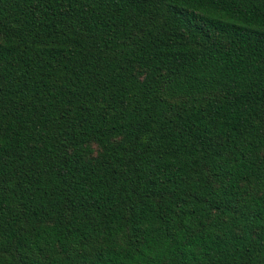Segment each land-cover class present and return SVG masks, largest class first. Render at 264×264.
Instances as JSON below:
<instances>
[{
    "label": "trees",
    "instance_id": "16d2710c",
    "mask_svg": "<svg viewBox=\"0 0 264 264\" xmlns=\"http://www.w3.org/2000/svg\"><path fill=\"white\" fill-rule=\"evenodd\" d=\"M0 264H264V0H0Z\"/></svg>",
    "mask_w": 264,
    "mask_h": 264
}]
</instances>
